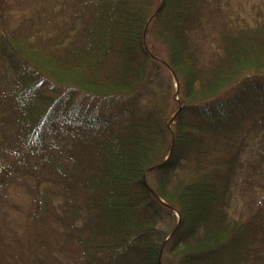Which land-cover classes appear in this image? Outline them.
I'll list each match as a JSON object with an SVG mask.
<instances>
[{
  "label": "trees",
  "instance_id": "16d2710c",
  "mask_svg": "<svg viewBox=\"0 0 264 264\" xmlns=\"http://www.w3.org/2000/svg\"><path fill=\"white\" fill-rule=\"evenodd\" d=\"M54 1L47 40L0 21V264H264V199L229 213L238 114L264 130V20L231 0Z\"/></svg>",
  "mask_w": 264,
  "mask_h": 264
},
{
  "label": "rangeland",
  "instance_id": "374dc122",
  "mask_svg": "<svg viewBox=\"0 0 264 264\" xmlns=\"http://www.w3.org/2000/svg\"><path fill=\"white\" fill-rule=\"evenodd\" d=\"M57 4L54 0H0V21L11 27L22 26L33 31V34H42L47 40L52 38L57 31L51 25L56 21ZM232 18L237 19L240 24L247 23L253 25L264 20V0H231ZM173 97L176 96V83L172 78ZM257 107L252 109L257 111ZM259 110L261 108L259 107ZM241 111L238 114L240 118L239 139L242 140L243 153L242 163L243 172H239L233 189V197L231 200L229 213L233 218H244L248 208L255 209L261 198L264 199V189L259 186L263 172L250 170V165L258 169L264 167V130L250 131L246 133L248 126L251 124L250 118ZM242 118V120H241ZM1 140V137H0ZM186 172L182 170L179 175ZM0 195L3 200H14L11 194L12 185L1 184ZM177 221V213L173 215L163 216L156 219L153 224L156 228L169 229L175 225Z\"/></svg>",
  "mask_w": 264,
  "mask_h": 264
}]
</instances>
